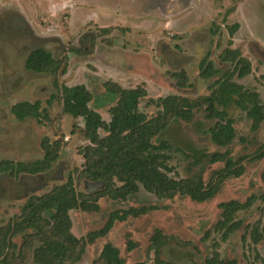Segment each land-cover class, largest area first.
I'll use <instances>...</instances> for the list:
<instances>
[{
    "label": "rangeland",
    "instance_id": "obj_1",
    "mask_svg": "<svg viewBox=\"0 0 264 264\" xmlns=\"http://www.w3.org/2000/svg\"><path fill=\"white\" fill-rule=\"evenodd\" d=\"M37 48L69 60L59 89L53 76L27 70L28 57ZM79 49L92 53L80 55ZM241 58L251 64L250 75L243 79L235 72ZM204 60L214 73L209 79L202 76ZM179 73L185 75L183 89L172 77ZM222 79L258 93L264 105V0H0V162L43 160L46 142L52 148L61 145L57 161L45 175L0 174V228L21 217L30 198L44 196L70 179L78 193L101 189L82 174L85 160L80 153L90 144L85 121L65 116L58 99L49 105L52 96L61 97L62 86L86 85L96 98L91 108L110 121L109 110L116 103L104 106L109 100L107 81L128 89L145 87L148 96L140 111L153 118L161 113L159 99L209 96ZM38 101L40 120L18 121L13 115L14 105ZM230 114L236 134L227 147L212 142L208 131L216 120L205 118L206 108L195 111L191 121H174L160 139L175 148L170 152L172 178H201L207 184L218 178L228 159L240 161L241 177L227 175L216 196L205 203L183 195L162 200L142 188L125 202L102 198L98 213L72 211V234L87 240L106 226L113 213L145 211L117 221L107 236L87 241L77 264H98L108 244L120 251L126 264H207L216 254L225 262L264 264V122L253 130L246 112L235 107ZM188 144L207 154L196 162L186 151ZM215 153L226 160L213 164L209 156ZM249 200L251 207L234 216L240 227L223 240L225 230H217L224 219L221 205ZM253 228L263 234L258 244L251 235ZM157 236L166 240L163 247L156 246ZM22 237L14 238L18 247ZM29 253L23 255L24 264H36Z\"/></svg>",
    "mask_w": 264,
    "mask_h": 264
},
{
    "label": "trees",
    "instance_id": "obj_2",
    "mask_svg": "<svg viewBox=\"0 0 264 264\" xmlns=\"http://www.w3.org/2000/svg\"><path fill=\"white\" fill-rule=\"evenodd\" d=\"M237 29L238 25L234 26L232 31ZM77 51L80 55L92 53L83 49ZM26 68L33 73L53 76L55 87L59 89V77L67 75L69 60H58L46 49L37 48L29 55ZM201 69L205 79L211 78L214 74L211 64H207L206 60L201 63ZM235 72L240 79L247 77L251 73L250 62L243 58L239 59ZM172 77L180 80L179 88L183 89L187 86L184 73L172 74ZM214 86L217 88L211 95L198 99L180 95L161 98L157 102L161 113L149 118L140 111L141 101L148 96L145 87L128 89L116 82L107 81L104 83V89L105 97L107 96L109 100H106L104 106L107 103H116L109 110L110 121H105L97 108H91L96 98L86 85L62 86L61 97L52 96L49 105L58 99L63 104L62 112L65 116L85 121L83 130L90 144L80 153L85 160L82 174L88 182L99 184L101 189L96 192L78 193L70 179L67 185L58 187L44 196L30 198L21 217L0 228V264H24L23 255L28 257L25 253L29 252L33 253L36 264H77L84 254L87 241L93 243L96 239L107 236L114 224L117 221L123 222L129 214L139 216L145 212L131 211L123 215L119 212L113 213L103 229L91 233L88 240L78 239L71 231L73 225L71 212L80 210L85 213H98L99 201L102 198L125 202L140 193L143 188L162 200L183 195L194 202L205 203L216 196L227 175L234 174L237 178L241 177L243 168H237L240 161L226 160L225 155L219 153L209 156L213 164L226 160V167L217 173L216 180L212 179L206 184L201 178L170 177L172 171L169 167V162L172 160L170 152L175 148L169 141L161 140L160 137L174 121H191L195 111L206 108L205 118L209 121L216 120L208 133L212 142L222 148L231 145L235 139V121L230 114L232 108L236 107L247 113L253 122V130H258L264 122V105L258 93H251L241 86L232 84L228 79L217 81ZM101 106L98 104V108ZM40 108L39 101L23 102L14 105L12 113L18 121L40 120L42 116ZM102 131L105 136H102ZM60 146V143H56L55 148H52L49 142H46L43 146L46 152L44 159L32 163L1 161L0 174L10 172L15 177L21 174L30 177L45 175L57 161ZM187 148L186 151L194 156L196 162L207 154L190 144ZM251 204L252 200L246 204L233 201L221 205L224 219L218 223L217 230L219 232L225 230L223 240H227L229 235L240 227V223L233 221L235 214L248 209ZM22 235L23 242L21 247H18L14 238ZM251 235L256 244L263 238V234H260L257 228L252 229ZM167 240L171 241V239ZM155 242L156 246L163 247L166 240L157 236ZM133 249L134 245H131L130 250ZM16 250L19 251L17 256L14 254ZM98 264H126V261L117 248L108 244L103 249ZM207 264H238V262L222 261L216 254Z\"/></svg>",
    "mask_w": 264,
    "mask_h": 264
}]
</instances>
